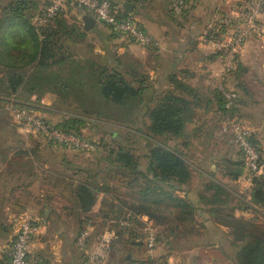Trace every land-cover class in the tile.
I'll return each instance as SVG.
<instances>
[{
	"label": "crops",
	"instance_id": "1",
	"mask_svg": "<svg viewBox=\"0 0 264 264\" xmlns=\"http://www.w3.org/2000/svg\"><path fill=\"white\" fill-rule=\"evenodd\" d=\"M13 1L4 0L5 3L0 6V20L3 10ZM110 1L118 8V11L128 14L157 46L143 47L129 44L114 35L108 26L96 22L84 11L69 8L57 19H67L71 16L68 28V42L71 47L68 50L70 49L71 59L76 61L74 64L102 66V62L105 66L108 61L137 77L146 76L150 84L146 91L149 110L166 96H175L184 99L192 106L194 118L190 121L191 127L202 126V122L220 114L223 124L228 113L223 112L216 91L221 78L225 75L224 62L217 52L214 51L216 54L205 53L200 46L205 40L206 33L217 27H222L226 38L233 36L239 29L241 16L248 11L251 0H191L188 12L182 16L183 18H179L184 20L180 24L167 18L168 16L176 18L170 13L173 0ZM125 4L133 6L131 13L125 10ZM88 18L94 21L89 28L86 27ZM54 22L53 20L48 25ZM1 31H7V25H4ZM17 31V36L23 33L21 28ZM53 31H57V28H53ZM136 53H139L140 57ZM145 56L146 58H143ZM144 61L148 63V67L146 66L143 71L144 63L146 64ZM53 71L59 73L56 67ZM71 77L64 78L71 79ZM227 81L239 96L233 115L251 129L253 142L264 155V38L256 36L248 40L239 57L237 69L226 75V85ZM176 82L190 87L194 93L189 94L181 88H176ZM38 96L33 95L31 102L36 103ZM47 97L51 95L48 94ZM46 98H42L40 103L46 104ZM152 99L155 100L152 101ZM201 108L204 109L201 110ZM146 120L151 122L148 118ZM137 122L140 121L137 119ZM6 127H8L7 131L14 129L13 132L16 134L14 139L17 138V140L12 142L10 139L0 138V224H3L0 226V263L2 261L7 263L9 260V248L15 236L18 216L21 210H27V204L22 202L20 194L32 191L28 188V179L38 176L35 172V175L28 177L17 169L25 159L20 150L24 151L22 146L28 144L21 137L23 130L19 126L10 124ZM202 159V161L199 160L198 166H194L197 167L198 186L206 182L203 173L205 176L206 174L214 176L215 172L207 171L206 168L217 162L216 158L209 154H204ZM18 171L20 173H17ZM46 174L47 179L50 176ZM235 178H237L233 182L236 185L235 188L227 192L234 196L232 201L239 203L237 207H240V203L243 204L242 206L250 205L251 191L255 188L254 181L248 180L247 169ZM262 209H259L256 215H251L249 211L239 212L237 215H242L245 219L256 216L258 223L264 225V207ZM51 212V209L45 210L43 215L33 217L37 221L39 230L31 244L30 258L43 264H80L88 254L87 246L79 248L77 244H74L75 239L63 236L59 229L54 230L52 218L49 215ZM130 243L139 245L134 240ZM119 250L120 248L115 246L101 264H120V257L117 256ZM161 254L158 248L154 251L148 250V255L153 258ZM228 256L229 262L233 264L232 250ZM165 257L173 263L174 256Z\"/></svg>",
	"mask_w": 264,
	"mask_h": 264
},
{
	"label": "rangeland",
	"instance_id": "2",
	"mask_svg": "<svg viewBox=\"0 0 264 264\" xmlns=\"http://www.w3.org/2000/svg\"><path fill=\"white\" fill-rule=\"evenodd\" d=\"M50 1L51 0H37L38 8L45 7ZM3 3H5L4 0L0 1V6ZM175 17L176 18L168 16L167 18L177 24L184 21L179 19L183 18L182 16ZM241 17V19H243V16ZM70 18L71 16L67 19L59 18L52 25H49V30L51 31H53V28H57V31H54L55 35L52 39L53 42L58 44L54 49L55 58L57 59L64 57L63 55L70 56V49L68 50V48L71 47L68 42ZM211 31L212 30L206 33L205 40L200 47H202L205 53L216 54L211 46V41L213 40L208 39ZM138 56L140 57V55ZM76 58L78 59V57ZM143 58H146V56ZM146 66L148 67L147 62L146 64L144 63L143 71L146 69ZM69 69L70 68H65L63 70L59 69L61 78L71 76V70ZM3 71H5V69L0 67V79H4L5 77ZM5 83V81L0 80V98L5 96ZM227 85L229 89L233 90L228 81ZM38 93L42 98H46L48 94H50L51 97L46 98V104H41V101H36V103H31L32 107H30L32 109L23 106L25 109L32 111V113H36L40 118L47 120L56 128L58 127L57 125L63 122L65 117L70 114L85 115L89 113L91 117H86L87 126L82 128L81 137L93 142L94 145H99L102 149L100 151V148L97 147L95 152L78 153L67 148L52 145L34 132L26 131L22 125L14 120L13 114L7 109L10 102H7L5 105L0 103V112L3 111L1 108H4V115H2L4 122L0 121V138L10 139L12 142H14V140L16 141L17 138L14 139L16 136L13 138L12 133L6 130V122L8 121L9 124L13 126H19L23 130V136L21 137L26 140L28 145L22 146V148L24 147V151L21 153L24 154L25 159L17 169L25 176H33L36 174L35 172L38 173V176L35 175L34 178L31 177L32 179H28V188H31L32 191L20 194L22 202L27 204V210H21L22 212L19 214L18 218L24 213H28L32 217H38L43 215L45 210L49 211V209H51L52 212L49 215L52 218V227L54 230L55 228L59 229L63 236H68L69 239L72 240L76 238L78 233L80 234L87 230V228H90V237L85 244L88 253L96 249L106 234H111L113 237L118 236L119 231L115 228L116 223L113 222L115 221L113 218L126 217L132 214L134 210H131V208H133L134 205H140V199H137L135 192L137 191V186H139L141 182L132 183L122 172H106L105 169L107 168V164L105 163L101 162L99 165L96 164V155L103 159H107L106 150L109 148H114L116 145L120 144L126 146L132 150L136 159H140L142 167L144 168L146 167L144 155L148 151V146H151L153 142H159L169 149L179 152L192 163L193 166H198V162L199 160H203L204 154L212 155L216 158L217 162H214L213 166H208L206 170H213V172H215L214 179L221 184V187L228 191L236 186L233 183L234 180L237 179L235 176L246 170L244 160L241 155H239V150L233 143L231 128H229L225 122L222 124L221 114L209 119L205 117L207 120L202 122V126L193 128L191 127L190 121L194 118V113H192V106L190 105V114L186 123L185 134L182 137L169 136L165 138L151 135L149 131L151 122L149 123L148 120H144L141 123L143 127L141 129V135L147 137L148 134L150 140L142 141L138 139L136 135L139 134L135 132L138 124L135 112L140 107V103L136 102L137 100H133L131 106L120 107L105 103L102 99L89 95L90 91L85 90L78 93L74 90H65L64 87L61 86L55 89L52 83H48L47 87ZM12 99H16L18 102L21 101V99L15 97ZM202 109L204 108H201V110ZM128 129L131 130V132ZM112 136L113 138H118L117 141H115L116 145L111 138ZM75 168L95 171L91 177L90 183L100 190V194L96 195L93 210L88 214L82 215L89 219L91 221L90 223H81L80 220L82 216L80 217V213L73 208V199L71 196L73 186L79 183H86L87 181V175L77 173ZM43 170H45V172H43ZM17 173L20 172L18 171ZM46 173L50 176L47 177V179ZM193 175V185L195 186L198 184V178L196 172ZM228 198H230V200ZM227 202H229V207L236 209L235 211L237 214L240 212V208L242 207L241 203V207L237 208V204L239 203H236L235 200L232 201V198L228 196L224 199V203L226 204ZM146 205L150 207L149 204ZM113 208L114 211L111 213ZM152 209L153 208L150 210L153 214V218L144 215H139L137 217L138 223H136L133 231L135 232V236H138V239H134V241L139 244L138 246L131 245V243L127 242L130 232L123 233L122 241L117 245V248H120L117 255L120 257V264H129L131 261H143L148 259L169 262L165 256H174V261L173 263L171 262V264H180L179 262H181V264H231L227 258V255H229V252L232 250L227 239V234L231 232L229 229L221 225L220 230L224 234L218 235L219 238L221 236L227 240V244H224L223 247L207 246L208 232L202 229L201 218L197 219V224L194 226L182 224L184 226L178 227V224L181 222L178 221L170 211L165 210L163 207L157 208L156 210ZM213 220L219 223L224 222L220 217ZM147 227L153 228L156 234L160 236V243L155 248H158L162 253L158 257L153 258L148 255L144 232V229ZM172 233H175L176 236H171Z\"/></svg>",
	"mask_w": 264,
	"mask_h": 264
},
{
	"label": "trees",
	"instance_id": "3",
	"mask_svg": "<svg viewBox=\"0 0 264 264\" xmlns=\"http://www.w3.org/2000/svg\"><path fill=\"white\" fill-rule=\"evenodd\" d=\"M252 1H250V7ZM51 2L52 0L45 6ZM250 7L244 16L249 13ZM38 10V3L35 0H14L3 10L2 19L0 20V67L5 69L3 71L5 77L3 76L4 79L0 80L5 81L6 86L4 89L5 96L0 98L1 104L5 105L7 102L11 103L13 101L16 106L21 108L25 106L31 108V103L33 104L31 102L32 96L39 95V91L45 89L48 83H52L55 89L61 86L64 89L74 90L78 93L85 90L90 91L89 95L98 97L105 103L120 107L131 106L132 101L137 100L136 102L140 103V107L135 112V116L140 122H138L135 132L139 134L136 136L142 141L150 140L148 134L147 137L141 135V129L143 128L141 121L147 118L151 121L149 127L151 135L166 138L169 136L182 137L185 134L186 123L190 114V105L187 101L175 96H166L159 101L154 109L149 110L146 102V91L150 86L148 77H137L113 63H108V61H106L105 66L102 62V66H96L95 64L85 66L79 63L74 64L76 61L71 59L72 56L63 55L64 57L55 58L54 49L58 44L52 41L55 32L49 30V23L42 29L40 34L35 31L32 25V20ZM118 16L120 18L130 17L120 10ZM57 18L54 21H57ZM4 25H7V31L2 32ZM19 28L23 30V33L17 36ZM211 33L208 36L210 40L218 41L225 38L222 27L213 29ZM55 67L60 70L70 68L69 70L72 71L71 79L61 78L59 73L53 71ZM176 88H181L189 94L194 92L188 86L178 82H176ZM13 97L19 98L21 101L18 102L16 99H12ZM217 98L222 105L223 112H226L223 98L219 93ZM37 99L41 101L42 97L38 96ZM154 100L152 99V101ZM1 109L3 111L0 112V121L4 122L2 118L4 108ZM233 114L234 111L232 116H234ZM86 117L91 116L89 113L85 115L70 114L57 125V128L81 137L82 128L87 126ZM6 124V126L10 125L8 121ZM5 128L7 130L8 127ZM13 131L14 129L11 128L10 132L14 138L16 134ZM129 131L131 132V130ZM111 138L115 144L118 138H113V136ZM97 147L101 151L102 148L99 145ZM20 152L22 151L20 150ZM106 154L107 159L96 155L97 165L101 162L105 163L107 164L106 172H122L132 183L141 182L135 192L137 199H140V205H134L131 208L134 211L126 217L113 218L117 222L122 219H129L132 221L133 227L129 230H123L115 224L119 234L113 238L110 252L122 241L123 233L130 232L127 239L129 243L131 240L138 239L133 230L136 223H138L137 217L139 215L153 218L150 209L156 210L163 207L181 222L178 227L184 226L182 224L194 226L197 224V219L201 218L202 229L208 232L207 246L223 247L224 244H227V240L221 236L219 238L218 235L224 234L220 230L221 225L229 229L231 232L227 234V239L233 251V258L231 259L233 264H264V225L258 223L256 216L247 219L242 215L238 216L236 209L228 206L229 202L225 204L224 199L227 196L232 199L234 196L213 179V174H208L209 176L206 174L205 176L204 173H200L207 183L201 184L202 188H200L201 185L194 186L193 174L197 172V167H194L179 152L169 149L159 142H153L151 146H148V151L144 155L145 168L142 167L140 159L134 157L132 150L121 144L109 148L106 150ZM75 169L77 173L87 175L86 183L76 184L71 191L73 208L80 213L81 217L93 210L96 195L100 194V190L90 183L95 171ZM253 181L255 188L251 191V203L244 206L242 204L240 212L249 211L251 215H256L259 212L258 210L264 207V175L256 177ZM228 199L230 200V198ZM146 204H149L151 208ZM113 211L114 208L111 213ZM218 217L222 218L224 222L219 223L213 220ZM80 221L81 223L91 222L85 216H82ZM2 225L0 224V226ZM81 234L82 232L77 234L74 244H77ZM156 236L159 244L160 236ZM171 236L176 235L172 233ZM227 257L229 258L228 255ZM151 261L158 260L131 261L129 264Z\"/></svg>",
	"mask_w": 264,
	"mask_h": 264
},
{
	"label": "built area",
	"instance_id": "4",
	"mask_svg": "<svg viewBox=\"0 0 264 264\" xmlns=\"http://www.w3.org/2000/svg\"><path fill=\"white\" fill-rule=\"evenodd\" d=\"M191 0H173L170 13L174 16H183L190 8ZM73 8L84 11L96 22L108 26L121 40L138 46L149 47L156 43L145 31L140 28L131 17L120 18L118 8L109 0H52V2L36 11L32 20L35 31L40 34L42 29L51 21L59 17L65 10ZM239 29L230 38L211 41L213 50L220 54L224 62L225 75L217 86L218 93L222 96L224 109L228 113L225 124L231 128L233 143L238 148L248 171V180L251 182L256 177L264 175V156L253 142L251 129L240 120L232 116L238 100V93L226 87V75L238 67L239 54L249 39L253 37L264 38V0H253L249 13L240 21ZM157 46V45H156ZM8 111L13 114L14 120L22 125L26 131L34 132L52 145L67 148L78 153H91L97 150V145L83 137L52 126L36 113L15 106L13 101L8 106ZM123 230H129L133 223L129 219L119 222L113 221ZM38 224L28 213L20 215L16 222V230L11 242L8 263L0 264H43L30 258V248L33 240L38 235ZM90 228H87L78 239V246L85 247L89 237ZM145 232V245L149 251L157 246L156 231L147 227ZM113 236L106 234L96 249L88 253L86 259L80 264H101L107 258L111 249ZM131 264H171L165 261H151Z\"/></svg>",
	"mask_w": 264,
	"mask_h": 264
},
{
	"label": "water",
	"instance_id": "5",
	"mask_svg": "<svg viewBox=\"0 0 264 264\" xmlns=\"http://www.w3.org/2000/svg\"><path fill=\"white\" fill-rule=\"evenodd\" d=\"M125 10L129 13L132 12L133 6L131 4H125L124 6ZM94 21L90 18L86 19V27L89 28L90 25L93 23Z\"/></svg>",
	"mask_w": 264,
	"mask_h": 264
}]
</instances>
